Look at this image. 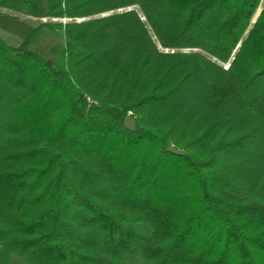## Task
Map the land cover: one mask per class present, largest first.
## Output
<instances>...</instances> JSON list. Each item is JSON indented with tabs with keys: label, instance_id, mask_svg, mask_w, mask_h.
<instances>
[{
	"label": "trees",
	"instance_id": "trees-1",
	"mask_svg": "<svg viewBox=\"0 0 264 264\" xmlns=\"http://www.w3.org/2000/svg\"><path fill=\"white\" fill-rule=\"evenodd\" d=\"M0 29V264H264V0H0Z\"/></svg>",
	"mask_w": 264,
	"mask_h": 264
},
{
	"label": "rangeland",
	"instance_id": "rangeland-1",
	"mask_svg": "<svg viewBox=\"0 0 264 264\" xmlns=\"http://www.w3.org/2000/svg\"><path fill=\"white\" fill-rule=\"evenodd\" d=\"M21 20L32 24V25H36L37 23L44 21V20H48V19H38V18H33L30 16H21ZM49 21H56V20H49ZM0 39L4 40L6 43L10 44V45H18L19 44V39L3 30L0 29ZM55 41L54 37H48V36H43L40 43H44V44H51ZM89 100V99H88ZM11 264H23L20 260H18L15 256H13L11 258Z\"/></svg>",
	"mask_w": 264,
	"mask_h": 264
},
{
	"label": "water",
	"instance_id": "water-1",
	"mask_svg": "<svg viewBox=\"0 0 264 264\" xmlns=\"http://www.w3.org/2000/svg\"><path fill=\"white\" fill-rule=\"evenodd\" d=\"M124 127L132 130L134 128V120L132 119V117L128 116L125 121H124ZM168 150L172 153L175 154H182L180 151H177L176 149H174L173 147H168Z\"/></svg>",
	"mask_w": 264,
	"mask_h": 264
}]
</instances>
